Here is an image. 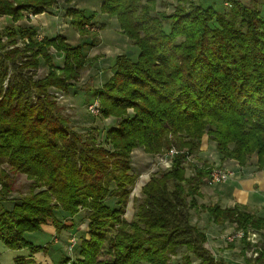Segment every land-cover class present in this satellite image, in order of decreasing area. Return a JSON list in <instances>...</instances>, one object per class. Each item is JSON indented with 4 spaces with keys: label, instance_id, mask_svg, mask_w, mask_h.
<instances>
[{
    "label": "trees",
    "instance_id": "1",
    "mask_svg": "<svg viewBox=\"0 0 264 264\" xmlns=\"http://www.w3.org/2000/svg\"><path fill=\"white\" fill-rule=\"evenodd\" d=\"M55 1L0 0V19L17 21L24 10L42 13ZM176 1L187 6L169 15L152 13L155 0L102 1L100 12L114 16L138 48L135 57L116 56L112 74L93 93L99 117L117 121L105 129L103 143L96 128L77 132L51 93L78 79L87 63L81 46L60 35L37 40L32 26L0 29V163L31 180L29 193L6 206L11 182L0 171V241L29 251L13 264H42L32 255L46 247L26 233L41 231L47 220L57 228V213L72 219L80 209L87 211L88 236L75 247V259L64 256L55 264H170L180 247V264H228L205 248L206 234L192 222V211L206 212L216 225L233 224L243 242L248 232L258 233L257 255L245 262L264 264V216L240 205L199 203L213 166L189 162L206 135L219 161L244 166L255 154L256 168H264V18L239 0H228L230 18L211 6ZM65 15L79 31L95 17L74 7ZM51 47L64 55L61 68L53 64ZM39 57L47 72L34 79ZM139 147L150 155L175 153L142 186L126 222L120 217L137 178L131 152ZM186 164L193 169L188 176ZM103 250L111 259L99 258Z\"/></svg>",
    "mask_w": 264,
    "mask_h": 264
},
{
    "label": "rangeland",
    "instance_id": "2",
    "mask_svg": "<svg viewBox=\"0 0 264 264\" xmlns=\"http://www.w3.org/2000/svg\"><path fill=\"white\" fill-rule=\"evenodd\" d=\"M102 1L103 0H71L70 3L66 4L64 0H56L55 3L42 13L33 14L28 10L22 11L17 21H13L10 17L4 16L0 19V29L7 25L32 26L36 31L34 38L37 40H41L44 37L60 35L65 38L69 44L81 46L87 63L78 72V79L71 80V84L65 91L52 88L51 93L54 94L55 100L60 106L61 114L67 118L70 125L77 132L88 135V133L93 131V128H96L97 131H95V134L98 141L103 143L105 129L115 125L117 121L113 117H108L106 119H101L99 117V101L96 98L97 96L95 97L93 93L96 89L102 87L104 82L112 74L116 56L119 54H128L135 57L138 53V48L132 45L129 39L120 32L118 22L114 16L110 17L100 12ZM187 1L200 3L204 6H211L215 11L225 14L226 18L231 17V12L230 14L228 13L231 9V2L228 0ZM239 2L245 6L259 10L260 15L264 18V0H239ZM177 5L186 7L187 3H178L176 0H155L152 13L156 14L158 12L169 15L176 11ZM68 7L79 8L86 13L93 12L95 17L92 22H88L83 26V31H79L71 24L70 17L65 15V10ZM165 28H167V26H165ZM3 40H5V38ZM18 45H22L21 42H19ZM48 52L52 56L53 64L61 68L64 61L63 53L56 51L52 47L48 49ZM38 61L34 79L42 77L47 72L48 66L44 63V60L39 57ZM215 152L214 143L208 142L207 136L204 135L200 151L191 155L189 162L192 165H201L204 160H206L213 167L222 166L219 160H217V157L216 159L214 158L213 155ZM169 165L170 162L166 155L146 154L140 147L132 150L131 167L132 172L137 175V178L133 187L130 189L124 212L120 217L122 220L130 222L133 219L134 199L140 197L141 188L145 182L148 181L150 175L158 170L167 168ZM192 165L186 164V176L193 173ZM1 170L9 175L8 180L11 182L12 189L9 194V201H3V204L5 203L6 206H10L11 202L19 201L24 195L29 193L31 180L22 173L12 172L6 162L0 163V171ZM113 188L114 185L112 183L110 189L112 190ZM197 201L199 203L212 204V202L205 201L202 196L197 197ZM106 202L111 206H115L116 198L109 197ZM196 213L197 211H192V216ZM62 215V213H57V220L60 221L59 227L56 228L53 221L47 220L41 225V231L26 233L27 240L30 242L32 241L35 245L46 247L44 253H47V251L51 249H58L53 253L55 259L58 261L64 256L75 259V247L79 244L81 238L88 236L86 210L80 209L72 219L71 217H67L66 219V217ZM199 216H201L202 219L206 215L202 214ZM64 221H69L68 225L67 223L64 225ZM47 224H50L54 231L53 229H48L46 226ZM72 231L73 233H70ZM252 233L253 232H248L245 235L246 237L248 236L247 241L251 245H244L246 240L243 242L239 239L235 242L237 248L243 245L244 248H248V251H250V258H254L257 255V253L254 254V252H256V248L260 243L259 234H255V237L252 238ZM213 235H215L214 240H217L213 246V251L216 254H219L217 249L220 248V245L225 247L226 242L224 239L226 235L228 237L235 236L233 228L231 227L226 228L225 231L222 229H220V231L216 230ZM71 237H74L75 245L73 247L74 250L69 252L68 245ZM55 241L57 243H54ZM25 250L26 249L11 250L0 241L1 264H13V258L22 256L23 253L26 252ZM184 253V247H180L177 255L171 258L170 264H180ZM215 257L218 258L217 255ZM99 258L111 259L105 250L101 251Z\"/></svg>",
    "mask_w": 264,
    "mask_h": 264
},
{
    "label": "crops",
    "instance_id": "3",
    "mask_svg": "<svg viewBox=\"0 0 264 264\" xmlns=\"http://www.w3.org/2000/svg\"><path fill=\"white\" fill-rule=\"evenodd\" d=\"M213 156L215 159L217 157V160H219V157L216 152ZM256 161H257V156L255 154H253L250 157L248 163L244 166L239 165L233 159L219 161L220 164L226 166L232 171V175L228 180L216 184H208L204 181V183L200 187V191L204 200L212 203H218L222 207H233L234 205H240L243 206V208H245L248 212L256 216L263 217L264 216V168L257 169ZM198 213L192 216V222L195 223L199 228H201L202 231L206 234V242L204 243V246L205 248L208 249L211 255L215 259L223 260L228 264H246L245 259L250 258L249 256L250 251H248V248L247 249L244 248L245 243L242 247H238V248L235 243L239 239L242 240L243 237L234 236L232 237V239H230V236L228 237L226 235L224 239L226 242L225 247L223 245L219 246L220 248L217 249L219 254H216L213 251L214 250L213 246L215 244V241H217L214 240L215 235H213L214 232H216V230L220 231V229H222L225 231L226 228L231 227L233 228L234 234H236L240 230L236 229L233 224H229L228 222H226L224 225H216L209 221L208 214L206 212H198ZM202 214H205L206 216H204V218L201 219V216L199 215ZM63 223L64 225L66 223L68 225L69 221L67 222L64 221ZM46 226L48 227V229H53V227L50 226V224H47ZM70 233H73V231ZM252 234H257V233L253 232ZM247 237L245 238L246 241L248 239ZM54 243L57 242L55 241ZM23 249L26 248H22L19 250H23ZM56 250L51 249L48 250L47 253L37 252L32 255V258L35 262H40L42 264L57 263L58 260L55 259L53 255V253ZM25 251L26 252L23 253L22 256L29 257L28 249H26ZM255 253L256 252H254V254ZM216 255L218 258L215 257ZM197 261L198 260H194V262Z\"/></svg>",
    "mask_w": 264,
    "mask_h": 264
},
{
    "label": "built area",
    "instance_id": "4",
    "mask_svg": "<svg viewBox=\"0 0 264 264\" xmlns=\"http://www.w3.org/2000/svg\"><path fill=\"white\" fill-rule=\"evenodd\" d=\"M175 153L174 149H170L166 156H172ZM170 162V161H169ZM232 175V171L227 168L226 166H216L213 167L212 170L210 171L209 175L205 178V182L208 184H216L220 182H224L230 178ZM244 234L240 230L238 231L235 236L237 237H242ZM233 236H230V239H232ZM251 237H255V234H251ZM248 238V237H247ZM75 245V239L74 237H71L69 240V245H68V251L71 252L73 250V247Z\"/></svg>",
    "mask_w": 264,
    "mask_h": 264
}]
</instances>
